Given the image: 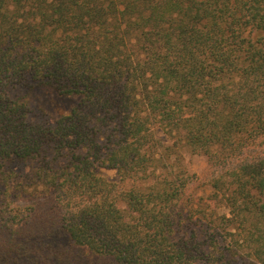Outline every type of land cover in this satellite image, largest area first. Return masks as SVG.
I'll return each instance as SVG.
<instances>
[{"label": "trees", "instance_id": "trees-1", "mask_svg": "<svg viewBox=\"0 0 264 264\" xmlns=\"http://www.w3.org/2000/svg\"><path fill=\"white\" fill-rule=\"evenodd\" d=\"M36 193L0 264H264V0H0V201Z\"/></svg>", "mask_w": 264, "mask_h": 264}, {"label": "rangeland", "instance_id": "rangeland-1", "mask_svg": "<svg viewBox=\"0 0 264 264\" xmlns=\"http://www.w3.org/2000/svg\"><path fill=\"white\" fill-rule=\"evenodd\" d=\"M16 94L30 104L33 117L45 118L47 120L55 119L60 112L67 110L76 100V98H59L60 96L55 95L50 90L44 88L29 89L28 86L18 87L15 92ZM181 161L182 166L189 172L196 173L203 181L206 180L205 175L209 167L207 155L184 149L182 151ZM176 166L177 164H175ZM101 173L110 179H118L116 169L104 167L101 168ZM196 189L197 194L204 197L211 192L210 184L197 187ZM43 194L38 196V193H36V195L31 196L27 200H23L20 197L12 199L7 195L4 202L1 203L0 201V226L7 224L16 225L27 219L42 220V218L49 215H57V209H59L58 203L50 201V197L44 196ZM15 218L17 219L16 221L14 220Z\"/></svg>", "mask_w": 264, "mask_h": 264}]
</instances>
